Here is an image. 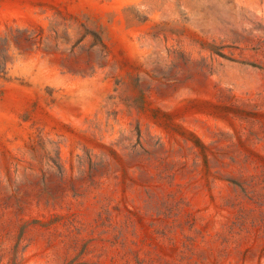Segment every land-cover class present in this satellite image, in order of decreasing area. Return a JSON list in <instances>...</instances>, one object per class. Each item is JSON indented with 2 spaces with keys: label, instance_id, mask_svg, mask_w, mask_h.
Listing matches in <instances>:
<instances>
[{
  "label": "rangeland",
  "instance_id": "obj_1",
  "mask_svg": "<svg viewBox=\"0 0 264 264\" xmlns=\"http://www.w3.org/2000/svg\"><path fill=\"white\" fill-rule=\"evenodd\" d=\"M0 264H264V0H0Z\"/></svg>",
  "mask_w": 264,
  "mask_h": 264
}]
</instances>
